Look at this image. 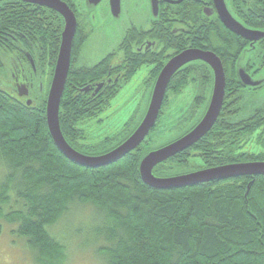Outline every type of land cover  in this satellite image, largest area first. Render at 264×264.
<instances>
[{
  "label": "trees",
  "instance_id": "obj_1",
  "mask_svg": "<svg viewBox=\"0 0 264 264\" xmlns=\"http://www.w3.org/2000/svg\"><path fill=\"white\" fill-rule=\"evenodd\" d=\"M61 1L69 5L77 18L71 64L59 110L62 135L73 149L97 156L126 140L140 124L165 62L190 47L214 53L222 63L226 79L217 121L204 138L186 150L203 162L193 171L240 162H264V81L258 88H244L234 73L249 42L231 34L216 21L207 20L191 8V3L185 2L161 7L157 19L151 21L150 30L133 29L126 34L122 41L126 44L132 43V37L137 43L146 37L158 41L166 56L158 58L153 54L134 61L128 55L121 58L128 64L130 79L141 68L152 67L145 83L151 87L145 110L137 123H134L136 116L132 117L116 136L88 148L87 153L82 152L85 146L80 141L85 139V134L78 125L98 117L128 81L121 82L119 90L105 98L106 94L99 98L82 94L80 78L94 69L79 67L78 57L91 29L86 31L89 25L82 23L72 0ZM230 1L243 26L264 30V13L256 10L257 0H251L249 6L245 0ZM176 24L190 31L182 47L176 34H172ZM63 28L61 16L47 8L15 0L0 3V75L4 76L11 59H26V55L49 75L44 96L34 106L17 102L0 87L3 171L0 220L14 226L10 234L25 241L34 264H53L64 257L61 241L49 230L72 207L78 206H91L101 218L95 238L108 245L101 250L107 264H264V176L238 177L168 191L151 189L140 179V162L151 151V133L159 125L170 97H178L189 84L196 86L199 92L194 96L190 114L194 115L199 108H195L196 102L205 101V92L212 88L210 68L195 62L173 76L156 125L138 148L108 167L82 168L69 162L55 148L45 119V101ZM250 54L253 63L252 59L248 60L246 72L255 78L264 70V41ZM207 96L201 115L181 135L202 118L211 94ZM252 143L260 152L249 149ZM186 151L156 166L153 175L171 177L192 172L184 173L181 162L177 161L180 156L182 162L185 160Z\"/></svg>",
  "mask_w": 264,
  "mask_h": 264
},
{
  "label": "water",
  "instance_id": "obj_2",
  "mask_svg": "<svg viewBox=\"0 0 264 264\" xmlns=\"http://www.w3.org/2000/svg\"><path fill=\"white\" fill-rule=\"evenodd\" d=\"M4 1L7 0H0V3ZM15 1L52 10L60 15L64 21L61 43L45 101V119L48 133L53 145L69 162L82 168L96 170L108 167L121 161L126 155L138 148L155 127L165 99L167 87L173 76L187 65L195 62H201L210 67L213 74L212 92L204 115L191 130L177 139L149 151L143 157L139 165V175L141 181L144 185L151 189L157 191H168L194 187L200 184L215 181H225L238 177L264 176V162H240L226 164L202 168L171 177H156L153 175V170L156 166L161 165L167 160L188 150L204 138L214 126L221 112L226 85L222 63L214 53L199 49L184 50L170 58L162 67L151 90L149 102L140 124L120 145L105 154L97 156L85 155L73 149L62 135L59 124V110L71 64L72 44L77 31L76 15L72 9L61 0ZM86 1L90 6H98L103 0ZM149 1L153 19L156 20L159 15V5L162 1L172 5H178L184 0ZM213 2L219 20L224 28L250 43L249 47L243 51L236 65V78L238 82L244 88H258L262 85L264 80L259 77L252 78L246 72V64L248 61H241V58L244 53H251V51L255 49V44L264 41V31L247 28L233 19L227 10L225 0H213ZM108 3L112 17L119 18L121 14V0H108ZM102 86L103 82L98 83L93 95H97L96 93L102 88ZM89 90L90 88L82 91L87 92ZM18 94L19 96H28V90L24 85L18 89ZM26 105H31L30 100H27Z\"/></svg>",
  "mask_w": 264,
  "mask_h": 264
},
{
  "label": "rangeland",
  "instance_id": "obj_3",
  "mask_svg": "<svg viewBox=\"0 0 264 264\" xmlns=\"http://www.w3.org/2000/svg\"><path fill=\"white\" fill-rule=\"evenodd\" d=\"M72 1L78 15L83 20L82 23L89 25L86 31L89 32L91 29V32H93V35L83 47L82 60L89 59L93 62L100 60L110 48L117 45L120 35L125 30L131 27L147 28L153 19L148 0L144 3L129 0L128 5L122 4L119 18L112 17L107 0H104L98 6H90L86 0ZM229 4V7H231L230 0ZM242 60L244 62L251 60V64L253 63V58L249 52L244 53ZM151 69L152 67H143L131 79L128 74V83L124 85L111 105L95 119L78 125L80 129L84 130L85 134V139L80 141V144L85 146L81 149L82 152L87 153L90 151L88 148L116 136L132 117L136 116L134 123H137L145 110L151 90V87L148 88L145 84ZM258 77L264 79V70L256 78ZM7 78L9 77L0 75V80H2L0 81V87L10 94L8 89H4L8 87V81L10 82V79ZM3 79L5 80L3 81ZM47 80L48 78H44L41 82L42 97L48 85ZM182 91L178 97H170L169 105L163 111L159 125L151 133L150 150L156 149L160 145H164L180 136L201 115L208 92L205 101L196 102L195 108H199L194 111V115H190L194 96L198 94L199 90H196V86L193 84H189ZM253 143H256L255 139ZM253 143L249 149L252 152H260L259 147ZM180 157L181 159L177 161L181 162L180 165L183 166L182 171L184 173L193 171L194 167L203 164L192 151H187L184 154L183 158L185 160L183 162L182 156ZM182 171H176L175 173L179 174ZM2 172L0 168V181L3 178ZM7 211L8 209H5L4 213H7ZM100 220L98 213L91 206L72 207L70 212L49 230L55 239L61 241L65 249L64 257L53 264H107L106 257L101 253V250L104 247L107 248L108 245L103 241L98 242L95 238V233L101 226ZM13 228L14 226H10L6 221L0 220V264H34V258L28 251L25 241L10 234Z\"/></svg>",
  "mask_w": 264,
  "mask_h": 264
},
{
  "label": "flooded vegetation",
  "instance_id": "obj_4",
  "mask_svg": "<svg viewBox=\"0 0 264 264\" xmlns=\"http://www.w3.org/2000/svg\"><path fill=\"white\" fill-rule=\"evenodd\" d=\"M137 1L144 3L147 0H137ZM171 1H174V0H171ZM245 1H246V6H249L253 3L251 0H245ZM147 2L150 5V1L148 0ZM184 2L185 3H191V8L196 10V11H199L201 13V15L203 17H205L207 20L211 19V20H214L217 23L222 25V23L219 20L218 15H217V12L215 10V5H214L213 0H184L182 3H184ZM129 3H130L129 0H121V8H122V4L128 5ZM182 3H180V4H182ZM256 3H257L256 4V10H259L261 13H264V0H257ZM225 4H226L227 10L230 13V15L232 16V18L235 19L237 22H239V19L234 14L232 8L229 7L230 6L229 0H225ZM178 5H172L170 3L162 1L159 5V10L161 7L165 8L166 6H178ZM108 6H109V3H108ZM150 9H151V5H150ZM75 10H76V8H75ZM151 13H152V10H151ZM152 17H153V15H152ZM151 21H150V24H151ZM239 23L241 24V22H239ZM150 28L151 27L149 25V26H147V28L131 27L130 29L125 30L122 33V35H120L117 45L114 48H110L104 54V56L96 62H93V60H89V59L88 60H82L81 59V53H82L83 47L86 45V43L90 39L91 35H93V32H91L89 39L87 40L85 45L82 47L81 52H80L79 57H78V66L79 67L84 68L85 70H86V68L94 69L93 72H90V73L86 74L85 76H83L82 78H80V81H82V85H83V88L80 89L82 94H86L87 98H90V97L99 98V96L101 94H106L104 96V98H105L106 96L114 94L115 91L119 90L120 83L123 81H127L128 80V74H129V71L127 69L128 64H127V62L123 63L124 61H121L122 57H125L128 55V57H130V60H133V61L141 59V58L147 59V57L149 55H153V54H155L158 58L165 57L166 53H164V54L162 53V52H164V48L161 47L160 43L158 41L157 42L156 41H150V39L147 37H146V39L143 38L142 43L133 42V37H132V43L126 44V43L122 42L123 40H125L126 34L130 30H133V29L141 30L142 29L143 31H147V30H150ZM189 32H190L189 29L182 24H179V25L176 24L172 30V34H176L177 38L180 40L179 44H181L180 45L181 47L183 46L185 39H187L190 36ZM258 44L259 43L255 44V49H256ZM187 49H196V48L188 47L185 50H187ZM100 53H101V51H100ZM168 60L165 62V64L168 62ZM32 63L33 62H31V59L29 58L28 55H26V59H20V58L11 59L8 62V68H7V70L3 76V77L8 76L9 78H7V79H10V82L8 81V83H9L8 87L4 88L6 90L7 89L9 90L10 94H8V95L10 97L15 98L18 102L24 103V104H26L27 100H30V102H31L30 106H34L36 101H38V99L42 97L41 82H42V80H44V78L49 77L48 71L46 69L45 70L41 69L38 64L36 65L35 63H33V64ZM211 72H212V70H211ZM234 73L236 75L235 69H234ZM4 80L5 79H3V81ZM0 81H2V80H0ZM101 82H103L102 88L96 93L97 95H93L94 94L93 92L96 88V85L98 83H101ZM23 85L28 90V96L27 97L19 96V94H18V89ZM37 85H38V88H37ZM88 88H90L89 91H87V92L82 91V90L88 89ZM36 89H37V91H36ZM210 91L212 92V88L209 89L208 94L209 93L211 94ZM205 93L207 94V92H205ZM96 100H98L99 102L103 101L102 99H96ZM178 137H180V136H178ZM177 138H175V139H177ZM175 139H173V140H175ZM173 140H171V141H173ZM171 141H169V142H171Z\"/></svg>",
  "mask_w": 264,
  "mask_h": 264
}]
</instances>
